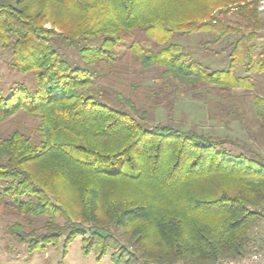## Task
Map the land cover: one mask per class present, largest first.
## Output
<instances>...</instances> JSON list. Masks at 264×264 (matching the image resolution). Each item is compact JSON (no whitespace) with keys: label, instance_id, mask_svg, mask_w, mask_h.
<instances>
[{"label":"trees","instance_id":"16d2710c","mask_svg":"<svg viewBox=\"0 0 264 264\" xmlns=\"http://www.w3.org/2000/svg\"><path fill=\"white\" fill-rule=\"evenodd\" d=\"M258 2L0 0V46L33 81L7 95L0 89V122L20 111L37 115L41 136L36 142L15 128L0 138V206L45 218L40 229L13 223L6 232L29 253L63 238L66 255L80 238L84 255L109 254L112 264H214L246 254L264 219V157L237 135L149 125L158 101L138 107L94 87L136 31L153 42L133 39L135 60L160 66L166 82L251 90L250 73H264ZM196 32L228 42L227 68L202 65L174 40ZM163 86L151 89L155 99ZM254 101L264 129V99ZM166 104L173 107L170 96Z\"/></svg>","mask_w":264,"mask_h":264},{"label":"rangeland","instance_id":"374dc122","mask_svg":"<svg viewBox=\"0 0 264 264\" xmlns=\"http://www.w3.org/2000/svg\"><path fill=\"white\" fill-rule=\"evenodd\" d=\"M260 16L263 18L261 14ZM44 26L49 28L50 23L48 22ZM215 36L214 33L210 32H196L187 36L175 37L174 40L180 43L186 51L193 54L202 65L209 68L225 69L228 65L226 55L229 44L226 41L212 42ZM133 39H141L142 43L147 46L152 45L153 42L136 31L131 37L126 38L125 42L116 48L117 59L113 63L112 71L94 87L96 92L101 91L107 100L112 96L121 94L123 97L132 100L136 106L143 108H150L158 101L156 108H150L148 111L146 123L149 125L167 123L182 129L194 128L198 131H212L220 135L227 133L230 136L237 135L239 137H241V133L246 135L249 133L250 129H248V133L246 132L245 122L248 121L251 124L253 119L251 104L254 101V96L261 93L255 87L257 85L251 90L237 88L225 93L216 88H210L207 84H201L190 89L177 85L171 79H167L168 82H166L165 78L160 77V66L142 68L139 62L135 60L130 49ZM259 42L261 50L264 48V36L259 39ZM244 70V68L238 67L235 69V73L242 76ZM257 77L259 79L257 82L261 83L260 77L262 76L259 74ZM18 82L24 83L29 88L33 86L31 77L11 67L10 51L0 46V89L4 95H7L10 92V87ZM160 85H164L165 93L155 99L151 89H157L156 87ZM169 96L172 108L166 104V98ZM226 110H235V112L229 114L226 113ZM237 114L242 115L243 121L237 119ZM235 122L238 129L235 127ZM238 124L242 127L240 128ZM38 125L39 118L37 115L20 111L10 119L0 122V138L18 128L30 134L32 139L38 142L41 139ZM232 130H237L240 134ZM241 138L248 149L259 153V150L254 147V143L247 142L244 137ZM106 168L113 169L111 165L106 166ZM44 220V217L24 216L11 207L0 206V264H112L109 254L100 260L93 252L84 255L81 251L80 238H76L67 247L66 255L62 251L63 238L57 245H48L43 251L36 250L29 253L25 243L16 241L13 236L6 232V226L13 223L22 224L26 231L31 228L40 229ZM252 234L254 239L250 246L264 245V219L255 226ZM129 250H132L131 247Z\"/></svg>","mask_w":264,"mask_h":264},{"label":"crops","instance_id":"0c3cea01","mask_svg":"<svg viewBox=\"0 0 264 264\" xmlns=\"http://www.w3.org/2000/svg\"><path fill=\"white\" fill-rule=\"evenodd\" d=\"M244 75H246L245 70H244ZM257 75L259 76L258 73H254L253 72V73H250L249 76L254 80L253 86L257 85L255 87H257L261 91V93L259 95L256 94L255 96H259V97L264 99V78H263L264 74L260 73V75L262 76V77H260L261 83L257 82V80H259ZM251 105H252L251 106V109H252L251 113H253L252 122H251V124L248 123V121L245 122L246 132L248 133V129H250L249 133L246 135V134L238 133L237 130H232V131L237 133V134H240V136L244 137V139L247 142L249 141V142L254 143V147L257 148L256 150H259V153L264 156V129L257 122V117H256V113H255V101H252ZM232 125H233V123H232ZM235 125H236V122H235ZM238 125H239L240 128L242 127L240 124H238ZM235 127H236V129H238L237 125Z\"/></svg>","mask_w":264,"mask_h":264},{"label":"built area","instance_id":"2783aa9c","mask_svg":"<svg viewBox=\"0 0 264 264\" xmlns=\"http://www.w3.org/2000/svg\"><path fill=\"white\" fill-rule=\"evenodd\" d=\"M257 8L264 18V0H259ZM214 264H264V245H252L246 254L237 258L220 259Z\"/></svg>","mask_w":264,"mask_h":264}]
</instances>
